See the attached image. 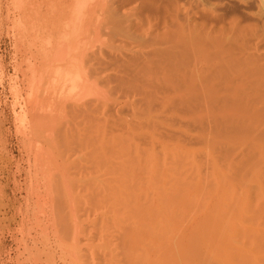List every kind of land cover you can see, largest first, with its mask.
Returning <instances> with one entry per match:
<instances>
[{
  "label": "bare ground",
  "instance_id": "1",
  "mask_svg": "<svg viewBox=\"0 0 264 264\" xmlns=\"http://www.w3.org/2000/svg\"><path fill=\"white\" fill-rule=\"evenodd\" d=\"M14 2L10 88L26 154L12 171L0 136V205L25 189L44 225L75 240L74 210L55 216L88 185L96 210L135 218L121 230L128 264H264V33L191 24L172 0Z\"/></svg>",
  "mask_w": 264,
  "mask_h": 264
},
{
  "label": "rangeland",
  "instance_id": "2",
  "mask_svg": "<svg viewBox=\"0 0 264 264\" xmlns=\"http://www.w3.org/2000/svg\"><path fill=\"white\" fill-rule=\"evenodd\" d=\"M14 1L15 0H0V55L2 56L1 59L3 60V61L1 60L2 63H0V68H2V69H0V119H2V120H0V136H1L2 140L5 142L7 141V139H9L8 145H7V143H5L6 146L5 145L4 146L6 148H3L4 151L2 150V152L4 154L7 153V155L13 157L14 161L11 163V170L15 172L17 170V162L16 161L19 158H21L23 155H25L26 153H25V150L23 149L22 144H20L19 138L16 134V122H15V113H14L15 112V109H14L15 108V106H14L15 105V101H14L15 99H14L13 93H11L12 88H10V87H12L11 84H13L12 83L13 81H11V80H13V77L15 76V73H14V71H15L14 70L15 60H14V56H13L15 54V48H14L15 42H14V39L12 37L13 36L12 34L14 32L13 26L15 24L14 21L16 19L17 11H16V2H14ZM169 1H171V0H169ZM172 1H174V3H175L174 4L172 2V5L177 4L178 7L181 6L180 7L181 9L180 8L179 9L181 10V13H182V19H184V20L186 19V22H187V20H188V22H190V21L195 22L196 20H198L196 22H199V20H200L199 25L200 24L201 25L206 24L207 28L218 29V26L221 25L220 26L221 28L224 27V29L227 28V30L232 28V26H235V24H236V26L246 28V31L249 33L253 32V31H254L253 33L256 32L257 35H258V33L259 34L264 33V31H263L264 30V0H172ZM173 6H172V8H174ZM202 6H204V7H202ZM207 8H208V12L206 11ZM203 11H205V13L206 12L207 13L205 14V13H203ZM183 14L187 15V16H184ZM199 14H200L201 18L199 16ZM220 14L222 17L220 16ZM209 15H210V17H208ZM194 17L195 18L198 17V18L195 19ZM256 17H258V18H256ZM214 18H215V20H214ZM201 19H205V20H203V23H202ZM207 21L209 23L211 21L212 22H211V24H209ZM192 22H190V23L194 24ZM214 22H217L219 24L217 25ZM186 24L190 25L189 23H186ZM253 24H256V25H253ZM208 25H209V27H208ZM250 25H252V26H250ZM247 27L252 28V29L254 28V29H253V31H252V29L249 31V29ZM262 43H263V46L261 44V47L264 49L263 40H262ZM1 126H2V128H1ZM1 132H2V134H1ZM15 162H16V165H15ZM72 170H73V167L71 168V171ZM74 170H75V168H74ZM25 175H26V173H23V175L19 174V177L22 178V177H25ZM7 176H8L7 172L2 174V176H1L4 183H5V181H7ZM11 178H12L11 180H13V177H11ZM77 186L78 185L74 186V188L76 189L75 192L73 191L74 194H72V189H71V199H72V197H74L75 200L73 201L70 199V201L67 202L68 205L74 203L73 206L72 207L66 206L67 210L65 212V210L63 209V208H65V205L64 204L60 205L59 208L57 207L58 212H60V213L58 215V212H57V214L55 216V218L57 217L56 218L57 220H60L59 218H61V215H62L66 221L65 216H67L70 213V211L74 210L71 213L74 214V212H75L76 214H74V217L78 218L79 220L77 219V222H76L74 220L76 218H69V219H71V220L73 219L75 221V222H73V220L72 221L70 220L71 225L73 226V229L77 227V226L75 227L76 224H78V226L82 227V228L77 227V231L79 229H81V231L79 230L80 234L78 232L74 233L75 240H74V238H72L73 233H72V236H70V233L67 234L66 232L62 233L63 235L58 234V233L62 232V228H63L62 222L59 225L58 224L55 225V228L57 227L56 232L58 231V233H54L55 228L53 230H51L50 228L46 227L47 224L44 225V223H47V220H48L47 216L45 217L44 212H43V214H44V216H43L42 210H41L42 207H40V209H39L34 203L33 204H32V202L30 204L27 203L28 202V200L26 199L27 191L25 189H21L17 192L16 197H18V200H14L17 203L14 201H10V203H9L8 199L5 200L4 203H2L3 207H0V210L2 213L4 212L5 214H1L0 217H1V219H3L2 217L4 216L5 218L3 219V221L1 220V222H0V240L5 241L4 242L5 246H4L3 253H2L3 256H1V259H2L1 262H4V263H1V264H24V263L25 264H33V261H32V254L33 253H38L39 258L43 260V263H42V260L39 259V264H44V263L50 264L51 261L48 262V260H47V258L49 256L50 257L52 256V260L54 259L53 262H51V264H53V263L54 264H115L116 262H117L116 264H126L128 262V261H126V257L124 255L125 253L123 254V251H124L123 249L125 247V245H124L125 242L123 243V240L125 238L123 236L124 231L122 232L121 230H126L124 228H127V227L130 229V227L135 224L136 220H133L135 218H133L130 213H128L125 209H123L122 206H120V207L123 209V211L121 210V208H118L119 205H117V207H115V205H113V204H112V206H114V207L111 206V208H110L111 210H113V212L109 210L110 204H106L105 206L102 205L103 207H105V209H106V207L109 206L107 210L109 211L108 216H110V217H108L109 219L105 218V216L107 217L106 214H108V213L103 212V211H106L104 208L102 210V208L99 207V208H101V211H98V213H96V211L100 210V209L98 208L96 210L94 205H93L95 202L94 201L95 199H93V197H92L93 191H92V193H91V191H88V193L86 195L83 194L84 190L87 189L88 185L81 184L79 188H76ZM81 186L85 189H82ZM88 188L90 190L89 186H88ZM77 189H81V190L79 191ZM82 190H83V192H82ZM8 192L13 193L12 188H10L8 190ZM89 193L91 196L89 195ZM87 195L90 196L94 202H92L91 199H89L87 197ZM6 201H8L7 203L9 204L7 206L5 205ZM18 202H20V203H18ZM25 203H27V204L25 205ZM18 204H19V206H18ZM2 205H0V206H2ZM34 205H35V207H34ZM13 206H14V208H12ZM15 206H18L17 210H16ZM25 206H27V207H25ZM62 206H64V207H62ZM67 207L70 208V211H68L69 209ZM96 207H98V206H96ZM117 208H118V210H115ZM35 209H36V213H34ZM60 209L64 210V213ZM37 210L38 211L40 210L39 212H41V213H38ZM114 210L118 211V213L121 212L122 214L119 213V216H118V213L115 212V214H114ZM119 210H121V211H119ZM27 211L29 212V214H27L28 213ZM56 211H57V209H56ZM111 212H112V215L110 214ZM33 214H37V216L40 215L41 217L39 216V219H41V220H39L37 218V216L36 215L34 216ZM70 214H69L70 217H71V215L73 216V214H71V215ZM8 215H9V217H8ZM123 215H125V216H123ZM58 216H60V217L58 218ZM129 216L132 217V219H130ZM42 217L45 219L42 220L43 219ZM23 218H25V219H23ZM26 218H27L28 222L24 221V220H26ZM32 218L34 220H32ZM8 219L9 220L12 219V220L9 221ZM101 219H102V221H101ZM103 219L104 220L107 219L108 221L106 220L107 221L106 222ZM31 220H32V222H30ZM57 220H55V222ZM103 221H104V223H103ZM58 222H60V221H58ZM72 223L73 224L76 223V224L73 225ZM130 223H132L131 226H129ZM28 226H29V228H28ZM101 227H102V230H101ZM27 228L29 229L30 232H28ZM108 230H110V231H108ZM30 233H31V235H34V236L37 235V237L35 236L33 238V236H28ZM55 234H56V236H55ZM48 235H50V236H48ZM77 235H79V238L77 237ZM64 236H66V237H64ZM27 237H29V238H27ZM68 237H70L71 239H69ZM122 237H123V240H122ZM36 238H38V239H36ZM34 239H36L37 241L39 240V242L37 243V241ZM90 241H91V243H90ZM99 244H100V246H99ZM110 244H111V246H110ZM87 245H89L88 246L89 248L87 247ZM112 245L113 246L115 245V246L113 247ZM90 246H92L93 248ZM78 247H80V248H78ZM41 248H42V250H41ZM48 248H50V251L48 250ZM109 249H111V250H109ZM46 250L48 251L49 254H50V252H52L51 250H53V255L51 254V255L47 256L48 253ZM78 250H79V252H77ZM31 251H32V253H31ZM109 252L110 253L112 252V253L110 254ZM46 253H47V255L45 256ZM18 255H19V257H18ZM53 256H54V258H53ZM106 256H107V258H106ZM3 257H5V258H3ZM143 257L146 258L145 256H143ZM143 257H142V259H140V263H138V264H143L144 261H145L144 264H153V263L156 264L154 262V260L152 261V259L150 260V258L149 259L146 258L147 259V261H146ZM17 258H19V259H17ZM104 258H106V259H104ZM124 258H125V260H124ZM44 259H46L47 261ZM49 260H51V258ZM6 261H7V263H6Z\"/></svg>",
  "mask_w": 264,
  "mask_h": 264
}]
</instances>
